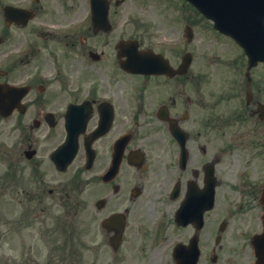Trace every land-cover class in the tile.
I'll list each match as a JSON object with an SVG mask.
<instances>
[{
    "label": "flooded vegetation",
    "instance_id": "flooded-vegetation-1",
    "mask_svg": "<svg viewBox=\"0 0 264 264\" xmlns=\"http://www.w3.org/2000/svg\"><path fill=\"white\" fill-rule=\"evenodd\" d=\"M0 56V79L27 88L24 111L12 114L20 147L8 152L40 212L44 264H100L106 253L124 264L138 245L155 243L163 264H176L175 246L192 240L197 264H257L251 242L264 231V119L255 109L264 103V64L248 80L242 50L191 4L0 0ZM82 127L74 157L58 169L51 154ZM75 191L102 219L123 214L117 249L102 219L86 218L77 221L83 237H69L74 252L54 256L52 212L72 208Z\"/></svg>",
    "mask_w": 264,
    "mask_h": 264
},
{
    "label": "water",
    "instance_id": "water-1",
    "mask_svg": "<svg viewBox=\"0 0 264 264\" xmlns=\"http://www.w3.org/2000/svg\"><path fill=\"white\" fill-rule=\"evenodd\" d=\"M200 10L212 17L216 27L221 31L232 35L235 40L247 49L244 41L245 21L250 18L252 21L264 18V0H190ZM256 14V18L251 15ZM248 52H254L252 49ZM264 53H261V55ZM8 90L0 86V109L6 107V93Z\"/></svg>",
    "mask_w": 264,
    "mask_h": 264
},
{
    "label": "rangeland",
    "instance_id": "rangeland-1",
    "mask_svg": "<svg viewBox=\"0 0 264 264\" xmlns=\"http://www.w3.org/2000/svg\"><path fill=\"white\" fill-rule=\"evenodd\" d=\"M10 121L8 120H3L0 119V160L3 159L2 156L3 155V151H2V147L3 145H14L17 143V132L16 131H12V129H10L9 127ZM2 162V161H1ZM2 164L4 165V163L2 162ZM0 163V181H1V177H2V165ZM9 193V191H8ZM3 194L2 193V187L0 184V264H3L4 259L6 258V244L3 240V230L7 227L6 226V221H9L10 219L13 220L15 219V217L19 216L22 211L19 207V204L17 202L18 200V196L20 195L19 193L17 194L18 196H15L14 194ZM15 193V192H14ZM90 215V219H93V217L95 216L93 211L89 212ZM11 243H10V252L11 254V258H12V264H17V262H14L18 259V255L16 254L17 252H19V236L17 234H14L11 237ZM161 248H158L155 250V256L158 261L162 260V256H161Z\"/></svg>",
    "mask_w": 264,
    "mask_h": 264
}]
</instances>
